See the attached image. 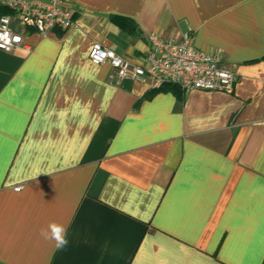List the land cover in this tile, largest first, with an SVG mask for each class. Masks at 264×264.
I'll use <instances>...</instances> for the list:
<instances>
[{"label":"crops","instance_id":"0c3cea01","mask_svg":"<svg viewBox=\"0 0 264 264\" xmlns=\"http://www.w3.org/2000/svg\"><path fill=\"white\" fill-rule=\"evenodd\" d=\"M66 4L70 29L0 49V264H264V0ZM187 23L233 93L179 96L88 58L99 42L139 64L149 33ZM49 222L67 227L54 254Z\"/></svg>","mask_w":264,"mask_h":264},{"label":"built area","instance_id":"2783aa9c","mask_svg":"<svg viewBox=\"0 0 264 264\" xmlns=\"http://www.w3.org/2000/svg\"><path fill=\"white\" fill-rule=\"evenodd\" d=\"M67 1L0 0V6L8 10L0 14V49L12 51L19 47L29 30L47 36L54 29H70L75 19ZM12 21L17 28L13 27ZM193 39L194 31L187 23L186 30L173 37L149 33L147 51L139 64L128 61L99 42L92 45L88 58L97 65L109 63L117 77L137 79L148 83L152 89L171 83L182 91L233 93L238 73L227 66L219 50L199 48ZM20 188L19 185L14 190Z\"/></svg>","mask_w":264,"mask_h":264},{"label":"clouds","instance_id":"9594fccd","mask_svg":"<svg viewBox=\"0 0 264 264\" xmlns=\"http://www.w3.org/2000/svg\"><path fill=\"white\" fill-rule=\"evenodd\" d=\"M40 236L52 243L53 254L56 251L64 249L69 241L67 238V227L56 222H49L46 228H41Z\"/></svg>","mask_w":264,"mask_h":264},{"label":"trees","instance_id":"16d2710c","mask_svg":"<svg viewBox=\"0 0 264 264\" xmlns=\"http://www.w3.org/2000/svg\"><path fill=\"white\" fill-rule=\"evenodd\" d=\"M6 12V11H5ZM171 90V91H174L175 93H177L179 96H181V89L179 88V86H177L176 84H171V83H168V84H164L161 88L159 89H156V90Z\"/></svg>","mask_w":264,"mask_h":264},{"label":"snow or ice","instance_id":"6c2138e0","mask_svg":"<svg viewBox=\"0 0 264 264\" xmlns=\"http://www.w3.org/2000/svg\"><path fill=\"white\" fill-rule=\"evenodd\" d=\"M18 39V38H17Z\"/></svg>","mask_w":264,"mask_h":264}]
</instances>
